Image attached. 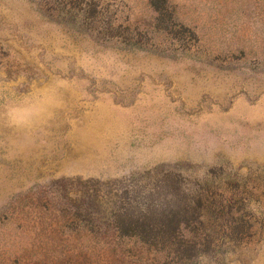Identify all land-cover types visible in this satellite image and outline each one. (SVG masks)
<instances>
[{
    "label": "rangeland",
    "instance_id": "obj_1",
    "mask_svg": "<svg viewBox=\"0 0 264 264\" xmlns=\"http://www.w3.org/2000/svg\"><path fill=\"white\" fill-rule=\"evenodd\" d=\"M200 197L214 251L123 235ZM0 264H264V0H0Z\"/></svg>",
    "mask_w": 264,
    "mask_h": 264
},
{
    "label": "trees",
    "instance_id": "obj_2",
    "mask_svg": "<svg viewBox=\"0 0 264 264\" xmlns=\"http://www.w3.org/2000/svg\"><path fill=\"white\" fill-rule=\"evenodd\" d=\"M207 207L200 197L194 205L186 202L163 209L162 214L156 218L128 219L127 232H123V235L137 239L156 250L167 248L178 262L188 263L187 261L215 249L217 238L208 233L210 224H207L203 214ZM226 207H230V211L233 208L231 205ZM219 219L220 217L216 218L214 223L231 231L226 234L231 241H242L253 234L251 220L235 217L225 221Z\"/></svg>",
    "mask_w": 264,
    "mask_h": 264
}]
</instances>
